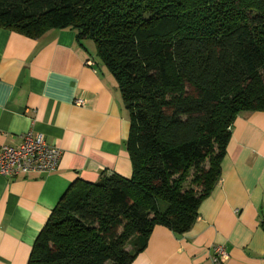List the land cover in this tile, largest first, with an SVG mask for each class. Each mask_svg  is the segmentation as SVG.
Masks as SVG:
<instances>
[{"label": "trees", "instance_id": "obj_1", "mask_svg": "<svg viewBox=\"0 0 264 264\" xmlns=\"http://www.w3.org/2000/svg\"><path fill=\"white\" fill-rule=\"evenodd\" d=\"M0 27L92 40L130 119L131 176L73 183L27 264H130L156 225L183 234L236 116L264 111V0H0Z\"/></svg>", "mask_w": 264, "mask_h": 264}, {"label": "crops", "instance_id": "obj_2", "mask_svg": "<svg viewBox=\"0 0 264 264\" xmlns=\"http://www.w3.org/2000/svg\"><path fill=\"white\" fill-rule=\"evenodd\" d=\"M82 43L68 28L31 38L0 27V146L32 131L62 152L52 172L0 174V264L28 263L73 183L132 174L117 82ZM214 244L224 246L227 264H264V111L236 116L220 178L190 228L176 234L156 225L130 264H211Z\"/></svg>", "mask_w": 264, "mask_h": 264}, {"label": "built area", "instance_id": "obj_3", "mask_svg": "<svg viewBox=\"0 0 264 264\" xmlns=\"http://www.w3.org/2000/svg\"><path fill=\"white\" fill-rule=\"evenodd\" d=\"M89 65H93L88 60ZM81 104V100H76ZM61 150L49 144L42 133L28 131L19 135L15 144L0 146V174L5 176L26 175L31 172L49 173L55 170ZM227 252L223 245L214 244L211 247V264H227Z\"/></svg>", "mask_w": 264, "mask_h": 264}, {"label": "rangeland", "instance_id": "obj_4", "mask_svg": "<svg viewBox=\"0 0 264 264\" xmlns=\"http://www.w3.org/2000/svg\"><path fill=\"white\" fill-rule=\"evenodd\" d=\"M84 42H85L86 45L89 47L90 52L92 53L93 57L96 58V60H97L98 62H100L99 59H98V57H97V50H96V46H95L94 42H93L92 40H89V39L84 40ZM100 65H102V64H100ZM127 249H129V250L132 249L131 244H128V245H127Z\"/></svg>", "mask_w": 264, "mask_h": 264}]
</instances>
